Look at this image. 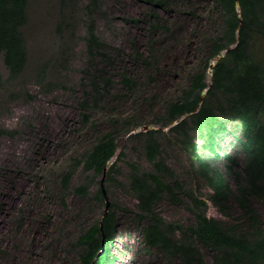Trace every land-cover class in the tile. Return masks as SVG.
Segmentation results:
<instances>
[{
  "label": "trees",
  "instance_id": "obj_1",
  "mask_svg": "<svg viewBox=\"0 0 264 264\" xmlns=\"http://www.w3.org/2000/svg\"><path fill=\"white\" fill-rule=\"evenodd\" d=\"M186 1L191 0H146L153 34L163 21L160 10L167 11ZM204 1L211 6L218 22L214 34L204 44L208 57L165 103L155 122L159 127L133 135L140 142L150 168L127 161V182L119 184L136 200L134 221L145 252L156 251L167 264H209L207 255L210 264H264V219L255 206L256 201L264 203V0ZM57 8L56 52L46 56L34 49V45L39 47L44 42L34 44L28 33L32 0H0V55L9 70L7 79L0 76V118L4 113L2 105L35 99L30 84L47 94L69 90L67 46L76 31L65 33L71 28L68 14L77 12L76 9L87 22L81 37L88 65L83 78L86 96L80 101L83 124H90L91 109L106 110L102 104L114 84L119 83L131 92L138 89L141 79L126 72L119 74L121 79H114L109 71L114 65L110 52L118 49L97 33V16L111 21L104 0H58ZM125 21L141 23L140 19L125 18ZM165 28L168 30V26ZM219 55L222 58L216 62L209 79L211 63ZM157 59L152 45L151 54L138 53V61L147 66H154ZM114 124L111 131L99 132L92 147L62 176L60 188L65 207L72 179L81 166L87 181L75 192L82 197L99 184L106 168L109 182L120 174L118 163L125 154L119 152V122ZM131 127L127 123L124 132ZM17 134L0 126V140ZM164 143L185 154L192 181L202 182L210 191L207 196L200 195L168 164ZM96 199L106 204L102 186ZM163 200L177 207L185 205L193 215V222L167 220L157 210ZM232 203L242 213L236 223L209 214L214 207L222 216L231 217ZM115 206L111 205L102 227L99 219L82 230L76 241L79 264L95 261L103 239L106 249L95 264H118L114 242L119 235V218Z\"/></svg>",
  "mask_w": 264,
  "mask_h": 264
},
{
  "label": "rangeland",
  "instance_id": "obj_2",
  "mask_svg": "<svg viewBox=\"0 0 264 264\" xmlns=\"http://www.w3.org/2000/svg\"><path fill=\"white\" fill-rule=\"evenodd\" d=\"M57 2L32 0L28 33L34 44L44 42L39 47L34 45V49L46 56L56 52ZM104 5L111 21L97 16V33L120 50L110 52L114 65L109 71L114 79H121L119 74L126 72L141 79V83L136 92L124 89L118 82L114 84L102 104L106 110L91 109V122L84 125L80 101L86 96L83 78L88 65L81 37L87 22L78 9L68 14L71 28L65 34H72L73 29L76 31L67 46L69 90L47 94L30 84V90L36 95L32 102L22 99L2 105L4 113L0 126L18 134L0 140V264H79L76 241L82 230L102 218L106 208V204L96 199L102 177L99 184L91 187L90 194L82 197L75 189L86 183L87 174L82 166L78 168L66 207L62 202L60 181L92 147L99 132L111 131L115 122H119V152L125 156L118 163L120 174L111 182L106 177L104 184L119 218V235L114 242L118 264H167L156 251L145 252L134 221L136 200L125 193L119 183L127 182V161L150 168L140 142L133 135L145 127H159L155 122L165 103L208 57L204 44L216 30L217 16L204 0L186 1L167 11L160 10L163 21L153 34L146 0H104ZM125 18L140 19L141 23H127ZM151 45L157 52L158 63L147 66L138 61V53L151 54ZM208 74L210 79L211 74ZM0 76L3 79L9 76L1 55ZM127 123L132 127L124 132ZM163 145L168 164L196 187L200 195L207 196L209 189L202 182L192 181L185 154L173 145ZM255 206L264 219V203L256 201ZM157 210L167 220L193 222V215L185 205L177 207L163 200ZM209 214L224 222L236 223L242 213L232 203L231 217L222 216L214 207ZM207 262H211L209 255Z\"/></svg>",
  "mask_w": 264,
  "mask_h": 264
},
{
  "label": "water",
  "instance_id": "obj_3",
  "mask_svg": "<svg viewBox=\"0 0 264 264\" xmlns=\"http://www.w3.org/2000/svg\"><path fill=\"white\" fill-rule=\"evenodd\" d=\"M221 58H222V55H219L218 57L215 58L214 61H212V63H214V64L211 63L210 70H209V73L211 75H212V72H213V69H214V66H215L216 62L218 60H220ZM177 123H178V121L173 123V125H175ZM147 129H151V128L150 127H145L144 128V130H147ZM106 177H107V168L105 169L104 175H103L102 180H101V186H102L103 193H104L105 199H106V208H105V213H104V215L101 218V227H102L103 218H105L108 215V213L110 212V209H111V205H112V203L110 201V198H109V196L107 194V191H106V188H105V184H104ZM105 249H106V243H105V239H103L102 250H101V252L99 253L98 257L95 259V261L92 264L96 263L97 259L105 252Z\"/></svg>",
  "mask_w": 264,
  "mask_h": 264
}]
</instances>
